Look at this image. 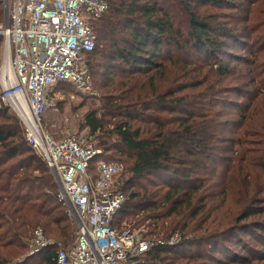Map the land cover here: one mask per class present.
I'll list each match as a JSON object with an SVG mask.
<instances>
[{"label": "trees", "instance_id": "16d2710c", "mask_svg": "<svg viewBox=\"0 0 264 264\" xmlns=\"http://www.w3.org/2000/svg\"><path fill=\"white\" fill-rule=\"evenodd\" d=\"M107 1L80 127L94 163L124 164L113 226L154 242L135 264H264V0ZM58 192L0 104V264H56L72 246ZM37 228L53 245L30 253Z\"/></svg>", "mask_w": 264, "mask_h": 264}, {"label": "built area", "instance_id": "2783aa9c", "mask_svg": "<svg viewBox=\"0 0 264 264\" xmlns=\"http://www.w3.org/2000/svg\"><path fill=\"white\" fill-rule=\"evenodd\" d=\"M4 44L0 56V104L19 118L28 143L58 185L59 199L76 226L70 248H59L56 264H135L154 242L135 229L113 226L125 201L119 184L124 164L99 159L88 129L55 138L44 126L61 83L94 93L86 55L96 47L92 20L107 0H0ZM62 97V91L56 94ZM181 241L179 233L167 240ZM166 241H161L164 243ZM30 253L53 245L41 228L29 239Z\"/></svg>", "mask_w": 264, "mask_h": 264}, {"label": "rangeland", "instance_id": "374dc122", "mask_svg": "<svg viewBox=\"0 0 264 264\" xmlns=\"http://www.w3.org/2000/svg\"><path fill=\"white\" fill-rule=\"evenodd\" d=\"M3 14L4 16L2 20L4 21V7ZM183 28L186 29L185 24L183 25ZM91 86L93 88L94 93H84L70 84H59L57 86L55 90V95L52 96L54 104L49 107L46 114L44 115V126L46 127L47 131L52 134L55 138H60L68 134L84 130L80 127V122L82 121V117L88 110L89 106V104L84 103L85 98L100 95L99 91L95 88L93 84L92 76ZM59 90L62 91L61 98L58 97V93L56 94V92H58ZM53 181H55L54 178ZM55 184L57 185V183ZM142 228L143 226L135 230L139 232ZM57 248H62V246H58Z\"/></svg>", "mask_w": 264, "mask_h": 264}]
</instances>
